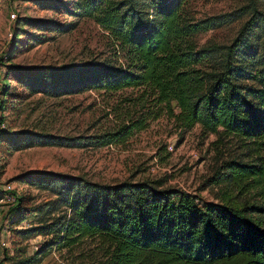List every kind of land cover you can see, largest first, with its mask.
I'll return each mask as SVG.
<instances>
[{
	"label": "trees",
	"instance_id": "16d2710c",
	"mask_svg": "<svg viewBox=\"0 0 264 264\" xmlns=\"http://www.w3.org/2000/svg\"><path fill=\"white\" fill-rule=\"evenodd\" d=\"M186 1L81 0V14L124 49V65L74 67L48 91L135 88L164 106L180 131L198 125L202 133L235 137L253 159L228 161L221 179L253 191L259 203L249 209L264 218V0H241L229 11L198 19L184 13ZM242 18L229 42L196 44L197 34ZM128 121L90 142L28 133L20 147L105 146L141 129L145 119ZM30 175L31 183L55 195L51 210L56 204L68 213L25 232L52 233L56 248L68 251L92 243L95 264H264V224L224 204L200 206L193 195L163 186L164 180L107 184L48 171Z\"/></svg>",
	"mask_w": 264,
	"mask_h": 264
},
{
	"label": "rangeland",
	"instance_id": "374dc122",
	"mask_svg": "<svg viewBox=\"0 0 264 264\" xmlns=\"http://www.w3.org/2000/svg\"><path fill=\"white\" fill-rule=\"evenodd\" d=\"M80 3L0 0V264H95L92 243L85 241L68 251L56 248L52 233L25 232L68 213L56 204L51 210L48 202L55 195L31 183L32 172L107 184L164 180L163 186L193 195L200 206L224 204L264 224V218L249 209L259 203L254 192L221 179L228 172V161L253 159L248 146L235 137L202 133L198 125L180 131L164 106L135 88L114 92L89 88L71 94L48 91L51 82L74 67L124 65V49L93 18L81 14ZM240 4L241 0H187L182 9L198 19ZM244 18L197 34L194 40L199 45L227 43ZM169 107L177 112L173 102ZM128 119L145 122L125 139L105 146L20 147L26 134L38 132L79 136L90 142V137L114 131ZM6 184L10 189H3ZM8 194L12 199H6Z\"/></svg>",
	"mask_w": 264,
	"mask_h": 264
},
{
	"label": "built area",
	"instance_id": "2783aa9c",
	"mask_svg": "<svg viewBox=\"0 0 264 264\" xmlns=\"http://www.w3.org/2000/svg\"><path fill=\"white\" fill-rule=\"evenodd\" d=\"M11 16H13V14H11ZM3 189H10V186L9 185H5L4 187H3ZM9 191V190H8ZM6 197V199L8 200V199H12V196H11V194H8V196H5ZM2 200V198H0V201ZM2 244H4L3 242H1Z\"/></svg>",
	"mask_w": 264,
	"mask_h": 264
}]
</instances>
